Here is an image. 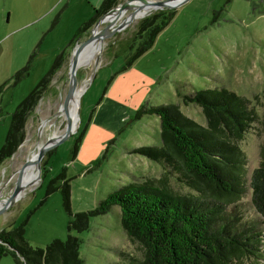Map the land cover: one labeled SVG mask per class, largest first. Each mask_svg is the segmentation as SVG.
I'll list each match as a JSON object with an SVG mask.
<instances>
[{"label":"rangeland","instance_id":"1","mask_svg":"<svg viewBox=\"0 0 264 264\" xmlns=\"http://www.w3.org/2000/svg\"><path fill=\"white\" fill-rule=\"evenodd\" d=\"M102 1L0 0V86L7 81L0 90V149L16 107L65 50L52 81L27 118L23 142L0 165V194L8 193L16 172L30 163L37 146L52 138L53 130L64 132L67 122L61 111L69 86L72 53L88 39L95 23L68 43ZM127 1L121 0L119 5ZM175 12L152 48L129 67L128 47H136L137 25L147 16L134 19L128 27L104 40L95 63L89 60L88 66L76 69L77 88L85 86L79 100L77 129L45 153L39 163V184L0 214V231L25 222L24 238L33 248H45L55 240L65 241L68 235L77 237L83 264L118 263L119 251L141 258V251L127 242L118 207L91 218L87 231L69 232L70 217L62 205L61 191L49 192V183L54 182L53 188L69 184L71 213L75 214L91 210L109 193L128 184L161 179V166L139 152L161 146L158 117L135 118L143 107L173 105L191 121L206 126L201 107L184 103L183 96L224 91L244 98L248 108L262 116L264 0H189ZM105 26L101 23L98 28ZM32 53L27 75L18 81L10 79L26 65ZM43 125H48V129L40 136ZM261 143L258 123L252 124L238 143L246 160V194L238 208L229 209L249 220L259 219L250 204L248 187L251 173L259 166ZM166 185L180 195L190 192L171 177L166 178ZM259 249V256L235 260L233 264H264V231ZM0 264L19 263L12 256H5Z\"/></svg>","mask_w":264,"mask_h":264},{"label":"trees","instance_id":"2","mask_svg":"<svg viewBox=\"0 0 264 264\" xmlns=\"http://www.w3.org/2000/svg\"><path fill=\"white\" fill-rule=\"evenodd\" d=\"M121 0H103L93 10L90 20L75 33L68 45ZM175 10L157 11L137 25V42L126 61L129 67L149 51L157 36L170 24ZM10 79L27 75L32 57ZM65 57L63 50L40 83L22 100L11 116L10 126L0 149V165L9 159L25 138V124L43 91L52 81L56 68ZM7 81L0 86V90ZM179 93V91H178ZM180 94V93H179ZM184 103L201 107L206 126L198 125L173 105L143 107L135 115L157 116L160 122V148H142L139 152L158 163L163 177L157 181L132 183L109 193L91 210L71 213L70 186H48L61 191L64 210L70 217L67 230L83 232L89 220L120 210V222L127 242L141 251L142 257L117 252L115 264H233L235 260L259 256L264 231V112L261 117L248 108L244 98L224 91H202L183 96ZM258 123L262 134L259 166L249 181L250 204L259 219L241 217L240 200L245 196V156L238 147L252 124ZM81 137V136H80ZM76 141L77 143L80 141ZM173 178L190 190L177 194L166 185ZM24 223L11 224L0 231V259L12 256L19 264H83L79 256L81 241L68 235L45 248H33L24 238ZM262 224V231L260 225Z\"/></svg>","mask_w":264,"mask_h":264},{"label":"water","instance_id":"3","mask_svg":"<svg viewBox=\"0 0 264 264\" xmlns=\"http://www.w3.org/2000/svg\"><path fill=\"white\" fill-rule=\"evenodd\" d=\"M189 0H164V1H147V0H128L127 2L118 5L117 7L113 8L109 12L105 13L102 15L94 24L93 29L91 31L90 36L86 41L78 45L71 57V62H70V73H69V86L67 93L65 95V98L63 100V111L67 112V104L72 97L76 87H77V82L75 78V72L77 69V56L81 52V50L90 44L94 38V31L95 29L101 24L105 23L106 26L98 33L96 38L100 39L101 41L106 40L111 38L114 34L122 31L126 27H128L135 19L136 14L144 9L143 7L139 6L137 8L138 12L135 11V13H131L130 16L127 18H123V13H125L127 10L131 9L132 5L136 2H140L143 5H148L149 6V11L145 16H149L153 14L156 11H162V10H175L178 7L184 5L187 3ZM108 20V21H107ZM97 61V60H96ZM74 134V131L72 130L71 124L69 120L67 121V127L65 133L58 137V138H48L43 146L39 149V152L37 154V163H40L42 158L44 157L45 153L49 151L50 149L54 148L56 145L59 143L65 141L69 137H71ZM26 164H24L20 170H22ZM19 170V171H20ZM20 187L18 185V182L15 185L14 191L8 196L3 202L2 206L0 207V214H2L6 209L11 207L17 200L18 196L20 194Z\"/></svg>","mask_w":264,"mask_h":264},{"label":"bare ground","instance_id":"4","mask_svg":"<svg viewBox=\"0 0 264 264\" xmlns=\"http://www.w3.org/2000/svg\"><path fill=\"white\" fill-rule=\"evenodd\" d=\"M147 1L150 2V0H147ZM139 6H141L143 8L145 7V8L138 12L137 8ZM148 9H149L148 5H143L140 2H136L132 5L131 9L127 10L125 13H127V12L135 13V11H137L138 13L135 16V19H138V18L145 17L147 12L149 11ZM125 13H123V15ZM130 14H128L125 18L130 16ZM98 27L94 31V35H95L94 40L90 44L85 46L81 50V52L78 54L77 60H76L77 68L88 66L89 60L91 61L90 63H93L92 61H94V63H95L96 59L99 57L100 52L102 50V47H103V45H105V41L104 40L101 41L100 39L96 38L98 33H100V31L102 30V29H99ZM95 51L97 53H96V57L94 59L93 54L95 53ZM84 88H85V86L83 87V85L79 86L78 88L76 87L72 97L70 98V100L67 104V109H66L67 112H64L63 109L61 111L63 119L66 122L69 120L73 131H75L77 129L79 100H80L81 93L83 92ZM66 127H67V123L65 125L64 132L58 131V129L53 130L52 131V138H58V137L62 136L66 131ZM46 129H48V125L41 126L40 132H39L40 136H42L44 134ZM43 144L37 146L36 153L33 155L30 163L26 167H24L22 170L17 171L16 175L14 174L15 177H14L13 182L10 185L8 193L7 194L5 193V195L0 194V207L2 206V202L8 196H10V194L14 191V188H15V185L17 182H18V185H19L20 190H21L20 194L18 196V199L22 195L26 194V192L34 189L39 184L41 177H40L39 163H37V154L39 152V149L43 146Z\"/></svg>","mask_w":264,"mask_h":264},{"label":"crops","instance_id":"5","mask_svg":"<svg viewBox=\"0 0 264 264\" xmlns=\"http://www.w3.org/2000/svg\"><path fill=\"white\" fill-rule=\"evenodd\" d=\"M95 9H96V8H95ZM94 207H95V206L91 207V209L94 208Z\"/></svg>","mask_w":264,"mask_h":264}]
</instances>
